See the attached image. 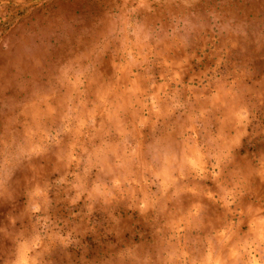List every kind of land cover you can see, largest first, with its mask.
<instances>
[{
	"label": "clouds",
	"instance_id": "9594fccd",
	"mask_svg": "<svg viewBox=\"0 0 264 264\" xmlns=\"http://www.w3.org/2000/svg\"><path fill=\"white\" fill-rule=\"evenodd\" d=\"M0 264H264V0H0Z\"/></svg>",
	"mask_w": 264,
	"mask_h": 264
}]
</instances>
